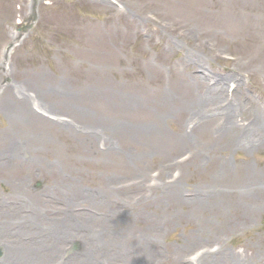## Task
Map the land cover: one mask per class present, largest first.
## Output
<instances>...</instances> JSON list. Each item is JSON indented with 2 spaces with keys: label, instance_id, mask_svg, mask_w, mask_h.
<instances>
[{
  "label": "rangeland",
  "instance_id": "374dc122",
  "mask_svg": "<svg viewBox=\"0 0 264 264\" xmlns=\"http://www.w3.org/2000/svg\"><path fill=\"white\" fill-rule=\"evenodd\" d=\"M110 1L0 0L26 12L0 38V91L25 82L49 108L27 128L0 107V150L12 139L20 157L0 152V264H264V138L239 139L264 87V51L251 56L264 0L169 4V51L134 29L159 0ZM192 70L221 81L224 105L242 102L232 138L225 116L201 114L207 100L188 103L205 94ZM71 85L82 107L63 103Z\"/></svg>",
  "mask_w": 264,
  "mask_h": 264
},
{
  "label": "bare ground",
  "instance_id": "6f19581e",
  "mask_svg": "<svg viewBox=\"0 0 264 264\" xmlns=\"http://www.w3.org/2000/svg\"><path fill=\"white\" fill-rule=\"evenodd\" d=\"M97 1H100L104 3L105 5L112 7L111 4H108L106 2L107 0H97ZM108 1L111 2L110 0ZM182 1H186V0H159L153 6L154 9L151 10L153 15L149 14V15L134 16V29L137 31L143 32L145 34H148V35L157 36L159 38L160 43L164 45L165 51H169L171 48V44H169L167 40L165 39L166 33L164 31L163 19L161 16H163V14L166 11L167 12L169 11L167 8L169 4H171V6L175 4H181ZM17 12H20L21 15L26 13L24 8L17 11L13 5V2H11V4L6 7L4 12L3 11L0 12L1 41H4L7 43V42H10L12 38L18 36V34L16 33L9 32L11 27H13V23H14L13 17L15 13ZM240 20L241 21L243 20L257 21L255 18H252V16H246V18H241ZM262 50L264 51V42L261 43V45L258 48V52L260 53V55L258 53H253V55L251 56H261ZM186 56H191V55L188 54ZM186 56L182 55L180 56L179 59L180 61L183 62L185 67L188 68L193 63H195L196 60H192L190 57H186ZM3 66L4 65L2 64L1 59H0V75H3ZM30 72L32 71L30 70ZM191 72L194 73V74H190V77H192V80H193L192 83L197 84L198 89H201V87L204 88L205 94L199 93L197 90H194L193 91L194 97L188 99V103L201 98L199 100L202 101V105H205L206 103L205 101L207 100L210 104V109H208L209 111H207L206 109H204L205 107H203L201 114L206 115L207 117H210V118H213L219 114H222V116H225V118L227 119V123L230 125L229 127L231 128L230 130H228V133L230 134L232 138V136H234V132H236L233 130H235V128L239 126V123L237 122V119H238L237 112H236L238 110L237 107L238 105L241 108L244 107L243 104H241L242 102L237 98L239 96V93L241 92V89L243 88V83L242 84L239 83V85L235 87L236 90L234 89L235 94H236L234 98H236V100L238 99L237 102H234V100H231L228 102V104L224 105L225 104L223 103L224 99L222 98L224 94L227 96V94H230V93L227 92V88L224 87L221 81L218 80L214 86H210V85L206 86L205 76L203 75L204 71L202 73L201 72L195 73L192 70ZM77 81H78L77 79H73L74 83ZM261 81L262 83L260 84V87L264 86L263 79H261ZM27 87H28V84L25 82L6 83L4 85L3 91L2 92L0 91V95H5L4 97H2L3 102L0 104V107L1 108L6 107L10 111H12L14 118L16 119V122L19 121L21 125L28 126L27 128L32 127L34 123H35V126L39 125V123H45V122L48 123L49 122L48 117H46L43 113H40L41 110L39 109V106H40V108H42L43 111H48L49 108L46 105L47 102L45 103L40 102L39 101L40 92H38V95H39L38 97L37 94L34 95L32 91H29ZM39 89H41V91H44L48 96H51L53 93L56 92V90L54 89L53 90L55 92H52V90H50L52 89L51 86L46 89L43 87ZM261 89H262V92H261L260 103H255L252 100L253 101L252 109L254 112L253 114L254 116L251 118L250 123L249 124H244L242 122L240 123L239 128L242 131H240L241 134H240L239 139H242L243 142H248V143L252 142L255 137L264 138V87ZM60 93H62L63 95H66L68 98L67 100L63 101L65 106L70 107L74 104H77L80 107H82V105L79 103L78 100H82V95L84 93L83 91H80L79 93H77L75 86L71 85L67 88L61 89ZM184 102L187 103V101H184ZM7 140H8V136H7ZM4 144L7 145L8 147L10 146L12 147V148L10 147L9 150L6 147L2 149L3 151L7 149L4 152L7 153L6 157H8V160L11 159L14 162L16 161L19 162L20 157H18L16 154L17 153L16 150H18V148L16 147L18 145H12V139L5 141ZM2 150H0V152H2ZM0 155H4V154L2 153ZM0 162H3V161H0ZM37 203L33 202V204H30L31 206L35 208L34 212H36L37 210L41 208L40 203L39 202ZM44 222L45 220L43 219V217H40V218L38 217L37 219H34L31 222V225L35 228V230L38 233H41L40 228ZM58 227L59 228L56 229V233H55L56 239H59V235L62 232H64V229L62 227H65V226H62V227L58 226ZM32 232L36 233L33 230Z\"/></svg>",
  "mask_w": 264,
  "mask_h": 264
}]
</instances>
